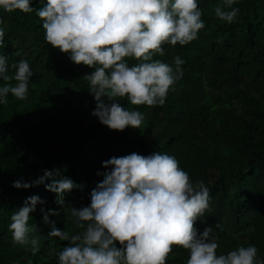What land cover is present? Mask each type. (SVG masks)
Instances as JSON below:
<instances>
[{"label":"trees","instance_id":"1","mask_svg":"<svg viewBox=\"0 0 264 264\" xmlns=\"http://www.w3.org/2000/svg\"><path fill=\"white\" fill-rule=\"evenodd\" d=\"M197 2L205 23L198 38L184 46L166 43L164 55L154 57L174 68L179 56L183 77L162 106H133L117 98L122 107L144 116L140 128L124 131L111 130L92 115L96 101L84 77L95 69L75 64L45 40L35 10L46 0H32L31 13L0 10L5 33L0 55L7 57L8 75L14 76L11 65L21 60L32 71L27 99L10 93L8 103L0 104V264H58V253L69 241L48 234L53 227L69 235L82 231L71 209L90 206L92 190L104 179L99 173L110 170L103 162L155 152L175 156L193 184L202 180L208 187L210 207L195 227L199 233L213 228L218 255L253 245L257 259L264 260V0H237L232 23L215 14L221 0ZM5 83L0 80V86ZM45 170H58V179L79 186L65 194L63 205L45 187L51 180L13 187L18 180L32 184ZM33 196L42 201L29 220L37 227L30 236L39 237L35 253L30 245H15L9 231L12 214ZM172 247L166 264H187L189 252Z\"/></svg>","mask_w":264,"mask_h":264},{"label":"clouds","instance_id":"2","mask_svg":"<svg viewBox=\"0 0 264 264\" xmlns=\"http://www.w3.org/2000/svg\"><path fill=\"white\" fill-rule=\"evenodd\" d=\"M236 3L221 0L216 16L232 23L239 12L233 7ZM31 4L32 0H0V10L31 13ZM35 11L48 44L75 64L95 69L84 77L96 101L92 115L119 131L140 128L144 116L125 109L117 98L133 106H162L170 87L183 77L184 61L175 57L173 68L154 57L164 55V44L187 45L205 28L197 0H46ZM4 34L0 28V38ZM130 59L136 61L132 66ZM11 67L14 76L8 75L7 57L0 55V80L6 82L0 86L3 105L10 93L25 100L29 92L30 65L21 60ZM13 79L15 85L10 83ZM103 166L110 170L99 173L104 179L92 190L90 206L71 209L82 231L69 235L53 227L48 234L69 241L58 253V264H166L173 245L189 252L187 264H264L253 245L218 255L213 228L198 232L195 224L210 207V192L202 180L191 182L175 156L131 153L112 157ZM59 175L58 170H45L32 184L18 180L13 187L27 189L51 180L45 187L63 205L65 194L79 186ZM38 202V196L29 197L9 225L13 243L30 245L33 253L39 251V237L30 236L37 227L29 226V220ZM44 221L50 223L48 212Z\"/></svg>","mask_w":264,"mask_h":264}]
</instances>
